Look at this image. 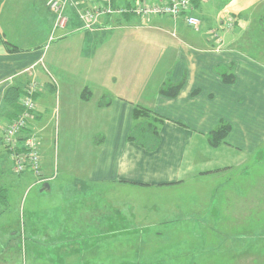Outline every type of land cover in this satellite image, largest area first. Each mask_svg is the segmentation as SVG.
I'll return each mask as SVG.
<instances>
[{"label":"crops","instance_id":"1","mask_svg":"<svg viewBox=\"0 0 264 264\" xmlns=\"http://www.w3.org/2000/svg\"><path fill=\"white\" fill-rule=\"evenodd\" d=\"M46 4L0 2V33L19 49L8 51L0 42V135L10 115L3 104L6 89H22L33 77L42 83L29 123L39 138L42 178L19 177L40 184L45 189L41 195L48 194L47 208L32 204L27 209L42 215L55 255L35 256V262L104 264L111 257L113 264L120 251L118 232L131 231H159L162 242L168 241L163 232L181 231L175 240L186 254L176 257L194 264L209 260L191 251L199 247L195 242L201 230L207 246L225 238L228 246L241 247L264 217V30L259 27L261 43L253 57L239 40L224 47L228 31L220 30L221 45L201 33L212 17L200 2L194 10L201 19L197 34L205 35L210 47L195 45L198 36L187 32L181 19L157 16L120 18L111 28L91 32L68 8L65 26L55 29V15ZM236 24L242 25L240 20ZM221 73L233 81L225 82ZM164 82L181 84L178 93L159 94ZM136 106L164 119L155 149L127 140ZM221 121L231 126L230 132L225 143L212 147L207 134ZM0 152L7 157L1 142ZM104 199L113 210L121 204L138 206L133 226L110 227L104 215L114 212L104 211ZM211 214L222 216L218 224ZM151 217L161 221L147 227L157 222ZM105 231L116 233L105 239ZM77 232L84 237L77 240ZM23 236L25 243V230ZM77 241L81 249H73Z\"/></svg>","mask_w":264,"mask_h":264},{"label":"rangeland","instance_id":"2","mask_svg":"<svg viewBox=\"0 0 264 264\" xmlns=\"http://www.w3.org/2000/svg\"><path fill=\"white\" fill-rule=\"evenodd\" d=\"M262 1L264 0H261L260 3L259 0H204L200 2L199 5L203 11H206V13L212 17H209L212 23H209L208 26L203 24L205 26L201 30L203 32L200 31L201 28L198 30L191 29L190 31L189 28L185 29L187 32H193V37L198 36V39L193 38L192 40L195 45L209 46L205 44V35L197 33H199V31L201 33H208V30L212 28L219 37L222 24L224 23L223 19L235 15L236 23L240 20L242 25L230 32L224 33L226 38L224 47L229 40H239L242 45L248 48L246 49L247 53L255 57L256 51L261 43L262 34L259 35L258 33V30H260L259 27L264 30V11L262 10L264 9V2ZM197 13L198 12H196L195 15H197ZM237 17H239V19ZM161 29L166 31L164 28ZM240 29L244 34H247L243 38L238 37L243 34L239 35ZM189 41H191V39H189ZM221 69H223L222 66ZM223 71L224 70L221 72L223 73ZM5 160H7L8 163ZM9 161L10 160L0 152V167L3 170L0 175L4 177L0 181V185H3V187L7 189L6 203H0V264H47L45 262H35L34 258L38 256L39 259H46L47 257L55 255V248L52 245L53 241L51 245L47 244V240L50 238L49 232L43 230V217L39 211L34 213L27 208L32 204L39 210L47 208L48 194L41 195L45 189H43L40 184H32L30 181L24 182L18 174L13 172L12 165L10 164L11 162ZM25 176L27 175H22L23 178ZM32 195L35 197L32 198ZM103 201L102 204L105 206L104 211L114 212L112 216L109 214L104 215V221L111 223L110 227L130 228L133 226L132 219L136 215L135 211L139 208L138 206L125 208L126 205L121 204L120 208L116 207L113 210L111 206L105 204V199ZM24 210L25 212L23 214ZM213 212H215V210H213L212 213ZM160 214H163L162 210ZM220 216L217 214L210 215L215 222L219 219L216 222L217 224L222 217ZM206 218L207 215L201 216L200 220ZM151 219L157 222L148 224L147 227L155 226V223L161 221L160 219H154L152 217ZM174 219H176V216H174ZM23 221L25 224L24 227ZM194 226L197 227L195 223ZM136 227L139 226L136 224ZM140 227H144V224ZM179 227L182 228V226ZM24 230L27 237L25 243L22 241L24 239ZM112 233L116 232L105 231L103 235L105 239H107L109 237L106 235ZM118 233L120 234V251L118 255H116V253L114 254L113 257L116 262L113 264H194L193 262H187L180 256L178 259L176 257L177 254H182V251H184L183 254H186L185 250L177 246L181 245L182 242L178 243L175 240L177 234L182 233L181 231L167 230L163 232L162 234L165 235L164 237L168 240L163 242L160 239L159 231H131ZM219 233L218 231L215 232V234ZM73 234L79 235V237L77 236V240H80V234H82V238L84 237V232ZM64 235V233H62V235L60 234L61 238L64 237ZM199 235L200 238L195 242L199 247L191 248V251L196 254V257L206 258L208 256L207 258L209 260L203 259L198 264H264V217L259 221L257 229L248 232V237L242 242L241 247L228 246V242L225 238L217 239V237H215L217 240L214 242V245L207 246L205 232L201 230ZM252 235H255L254 238ZM53 236L54 235L51 237ZM220 237L223 236L221 235ZM39 239L42 240L40 244L37 242ZM19 242L23 245L21 248ZM86 242H89V237H87ZM81 243V241H77V246L73 249H81ZM107 246L108 245H105L103 248V254H106L108 249ZM86 256L90 257L93 256V254L89 252ZM58 258L55 259V263H57ZM240 258L243 259L242 262L238 260ZM109 263H112L111 257L106 258L104 264Z\"/></svg>","mask_w":264,"mask_h":264},{"label":"built area","instance_id":"3","mask_svg":"<svg viewBox=\"0 0 264 264\" xmlns=\"http://www.w3.org/2000/svg\"><path fill=\"white\" fill-rule=\"evenodd\" d=\"M204 0H133L118 4L115 0H47L48 9L55 15L54 28H63L67 22L65 14L68 8L74 10L81 23V28L91 32L112 27V22L123 17L149 19L157 16L181 19L190 29L198 30L201 19L195 15V3ZM222 29L235 28L234 16L223 19ZM209 35L217 45H221L218 34L210 28ZM51 39V37H50ZM42 88L38 78H32L22 88L19 102L22 111L15 118L8 120L1 129L0 142L13 161L16 173L31 171L41 181L39 140L35 132H29L30 120L36 110L35 95ZM19 137L22 139L19 141Z\"/></svg>","mask_w":264,"mask_h":264},{"label":"trees","instance_id":"4","mask_svg":"<svg viewBox=\"0 0 264 264\" xmlns=\"http://www.w3.org/2000/svg\"><path fill=\"white\" fill-rule=\"evenodd\" d=\"M1 1L2 0H0V2ZM123 18L125 19L127 17H123ZM0 42L3 43V45L7 48L8 51L12 52V51L19 50L16 46H14L13 44L5 40L3 36L1 35V33H0ZM221 76L225 82L233 81V76L230 74L221 73ZM180 87H181V84H170V83L164 82L163 85H161V87L159 88L158 92L159 94L163 96L173 97L178 93ZM21 93H22V89H20L19 86H10L6 89L4 93L3 104L6 107H8V110H10L9 112L10 115H9L8 120L15 118L18 114L21 113L23 109L22 105L19 102V97ZM103 104L106 105L107 102H104ZM133 117L135 119V124L128 132L127 140L137 142L146 149H155L160 140L159 129L164 119L161 116L152 112L150 109L141 107V106L135 107ZM230 129H231V126L228 123H224L221 121L216 128H214L207 134L208 144L212 147H217L220 144L225 143V139L228 133L230 132ZM29 132H35V131L30 129ZM21 139L22 138L19 137V141ZM2 149L4 150L5 154L9 158L11 164H13V161L10 159L8 150L4 146H2ZM38 150H39V147H38ZM39 155H40V150H39ZM12 166H14V164ZM12 170L14 173H16L14 171V168ZM24 173H30L31 175L35 176L33 172L31 171H25V172L16 173V174L19 175V174H24ZM40 174H41V156H40ZM6 198H7V189L3 187L2 185L0 186V203L5 204Z\"/></svg>","mask_w":264,"mask_h":264}]
</instances>
